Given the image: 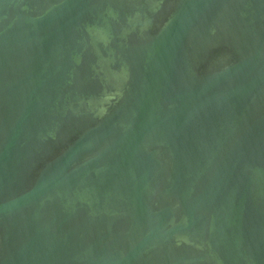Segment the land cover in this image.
I'll list each match as a JSON object with an SVG mask.
<instances>
[{"label":"water","instance_id":"water-1","mask_svg":"<svg viewBox=\"0 0 264 264\" xmlns=\"http://www.w3.org/2000/svg\"><path fill=\"white\" fill-rule=\"evenodd\" d=\"M0 264H264V0H0Z\"/></svg>","mask_w":264,"mask_h":264}]
</instances>
